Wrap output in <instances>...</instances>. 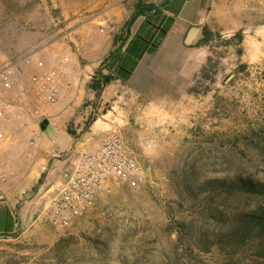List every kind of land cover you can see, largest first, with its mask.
Wrapping results in <instances>:
<instances>
[{
	"label": "rangeland",
	"instance_id": "1",
	"mask_svg": "<svg viewBox=\"0 0 264 264\" xmlns=\"http://www.w3.org/2000/svg\"><path fill=\"white\" fill-rule=\"evenodd\" d=\"M137 1L0 0V69L33 51L48 62L54 61L55 48L76 52L82 64L90 62V41L99 46L110 35L114 38ZM224 2L223 8L232 14L227 20L231 31L217 27L227 24L218 16L209 18L211 25L207 19L195 25L200 31L190 45L208 49L202 62L197 57L189 65L182 55L177 65L168 69L171 79L162 80L159 72L162 81L157 85L145 86L137 75L139 82H135L142 91L123 81L104 98L105 89L100 97L91 91L92 98L71 117L62 114L63 121L50 117L52 105L36 113L30 94L23 103L16 100L28 88L32 68L27 69L25 80L0 81V107L6 113L0 173L10 181L22 178L17 183L21 185L22 194L17 196L21 202L34 197L46 180L45 174L41 183L29 180L33 171L26 161L35 156L32 150L46 148L58 153L71 145L67 127L76 132L78 143L95 121L106 127L107 134L121 133L154 179L137 189L117 185L69 227L48 224L46 230L25 232L20 227L14 234H0V264H264V234L258 239L262 243L251 242L245 254L230 256L231 246H218L217 242L220 238L230 242V228L240 215L264 207V190L216 199L208 212L211 216L204 215L203 202L193 194L211 177L243 176L264 189V137L260 133L264 116V0ZM204 6L209 13L218 5L205 0ZM205 26L215 33L208 43L201 42ZM238 31L243 33L240 45L234 38ZM174 41L170 34L157 56L146 60L166 62L167 55L176 51ZM135 101L144 106H136ZM43 119L49 120L45 130L41 129ZM72 149L57 157L65 163L62 181L71 173ZM43 209L41 205L38 212ZM179 223L186 228L179 231Z\"/></svg>",
	"mask_w": 264,
	"mask_h": 264
},
{
	"label": "crops",
	"instance_id": "2",
	"mask_svg": "<svg viewBox=\"0 0 264 264\" xmlns=\"http://www.w3.org/2000/svg\"><path fill=\"white\" fill-rule=\"evenodd\" d=\"M204 1L205 0H177L175 5L176 13L170 11L168 12V15L175 16V18L166 37L162 41L160 48L168 36L173 34L176 40L174 42L177 52L174 50L171 54L167 55L166 62L152 63L151 61L146 60L147 56H157L156 53H158L159 50L154 54H144L138 62H136L134 52H132V54H126L122 57V65L126 68L133 69V73L127 81L131 87H135L137 91L143 90L142 88H137V86H139L136 84V82L139 81L135 79L137 75L142 78L141 84H144L145 86L146 84L157 85L164 79L168 82V80L171 79V72L168 69L170 67H175L177 65V61L180 60L179 58H181L182 55L184 56L185 61L189 60L191 63L189 65H192L194 59L197 57L201 60V62L203 61L202 59L208 54V49L206 47H192L190 44L185 42L190 28L198 25L199 22L204 19H207L208 23L211 25L212 22L209 18L212 16H218L219 19L226 21V23L227 20H230L232 17L231 11L223 8L225 3L224 1L226 0H212L213 4L218 6L213 8L209 13H207L208 10L204 6ZM142 20L143 19L141 18L139 27L135 29V25L138 22L137 20L133 27V33H136L139 30L142 25ZM217 27L225 32L231 31L228 23H223V25H218ZM112 44L113 38L111 35L106 38L104 44H100L99 46H96L94 41H90L88 49L90 50V56L93 57L90 62L86 61L84 64L81 63L76 52L69 51L66 48H55L53 50V53L57 55L54 59L56 61H63L66 66V74L61 79L59 84L60 93L58 102L50 106L48 110L50 112V117H52L54 121L59 122L62 120V114H66V116L71 117L74 111L80 107L87 98H92L94 94L89 89L88 84L93 77L94 71L99 68L103 58L111 50ZM136 50L137 49H135V51ZM163 67H165V71L162 72L161 69ZM159 72L162 74L161 76H163L162 80L159 79ZM121 81L122 80L117 79L115 80V83L113 82L108 85L103 91L102 98H104L106 92L109 90L112 91H109L111 93L117 90L119 85L122 84H120ZM135 105L138 107L144 106V104H138L137 102ZM145 107H151V105H147ZM106 130V127L98 125V121H95L92 130L87 132L88 134H84V136H82V139L79 142L81 143L80 146L83 145L91 150L96 149L106 137ZM86 135L90 136L87 137ZM85 137L87 138L85 139ZM89 138H93V140L91 141ZM76 144L77 143H75L73 136H71V145L67 148H63L58 153L47 151L46 148L32 150V153L35 154V156H32L33 158H29L26 161L27 163H31L33 171V174L31 175L32 178L29 180L37 181L43 174H45L46 180L43 184H41L36 195L24 202H21V200L17 197L22 194L20 189L21 185H17L18 181H21L22 178L17 179V181H10L9 179H3L0 173V194L3 195V198L0 199V233L4 232L7 227H10L9 229L13 227V232H16L20 227H22L25 232L30 229L46 230L48 224L50 225V223L47 220L38 218L39 207L43 205L44 208L47 205L52 196L53 185L62 181L61 176L63 175L61 172L63 171L65 163L61 164L60 161L62 160L57 157L62 152H68L69 149H72ZM50 158L53 159L52 162L50 161ZM64 169L68 170V168ZM54 181L56 182L54 183ZM8 210L11 212L13 219L8 217Z\"/></svg>",
	"mask_w": 264,
	"mask_h": 264
},
{
	"label": "built area",
	"instance_id": "3",
	"mask_svg": "<svg viewBox=\"0 0 264 264\" xmlns=\"http://www.w3.org/2000/svg\"><path fill=\"white\" fill-rule=\"evenodd\" d=\"M33 72L28 78V88L16 98L23 103L31 95L36 113L58 102L60 81L66 74L63 61H47L37 51L29 52L0 69L2 83L25 80L27 69ZM6 113L0 107V143L5 140L2 124ZM34 144V140L31 141ZM77 143L70 152V175L53 185L52 196L38 218L54 227H69L84 217L105 195H110L119 184L133 189L154 181L150 171L143 166L124 136L112 131L96 149Z\"/></svg>",
	"mask_w": 264,
	"mask_h": 264
},
{
	"label": "trees",
	"instance_id": "4",
	"mask_svg": "<svg viewBox=\"0 0 264 264\" xmlns=\"http://www.w3.org/2000/svg\"><path fill=\"white\" fill-rule=\"evenodd\" d=\"M176 1L177 0H161L159 2H148L146 0L137 1L131 17L124 23L122 29L114 35L112 48L109 54L104 58L100 67L89 82L88 87L91 91L99 95L105 87L115 80L120 79L123 82L129 80L133 73V69L126 68L122 65L121 61L124 55L134 52L136 62H138L144 54H154L159 50L162 41L174 22L175 16L168 15V12L176 13ZM140 18L143 19L142 25L136 33H133V27ZM214 34L215 33L210 27L205 26L203 29L204 37L201 42L208 43ZM234 38L238 39L240 45L243 42L242 31H238L234 35ZM135 49L137 50L135 51ZM242 51V48H240L239 53H242ZM244 66L245 65H242V68H244ZM205 69L206 67H203V72ZM89 124L90 123L87 124L85 130L88 128ZM67 132L76 140L75 131L67 127ZM260 133L264 137V116L260 127ZM42 176H44V174ZM39 182H42V177L39 179ZM262 186V184L256 183L243 176H235L234 178L227 176L211 177L202 182L199 187L195 189L193 194L203 202L204 215L209 214L211 216V213L208 212L211 211L216 199H227L234 194H260L264 190ZM8 217H13L9 210ZM186 226L187 225L184 223H179V231L186 228ZM9 228L7 227V229L0 234H14L13 227H11V229ZM230 233V242H225L221 238L217 241L218 246H222L221 244H224V246H231L232 249L229 251L231 254L230 256L239 252L245 254V249L251 242L260 241L262 243V241L258 239L264 234V207L240 215L239 219H236L235 224L231 226Z\"/></svg>",
	"mask_w": 264,
	"mask_h": 264
},
{
	"label": "water",
	"instance_id": "5",
	"mask_svg": "<svg viewBox=\"0 0 264 264\" xmlns=\"http://www.w3.org/2000/svg\"><path fill=\"white\" fill-rule=\"evenodd\" d=\"M200 28L197 26H193L190 28L188 35L186 37V43L187 44H191L193 43V41L197 38L198 34H199ZM232 76V75H231ZM101 96V93L99 94V97ZM49 124V120L48 119H43V121L41 122V129L45 130L47 128V125ZM3 198V195L0 194V199Z\"/></svg>",
	"mask_w": 264,
	"mask_h": 264
}]
</instances>
